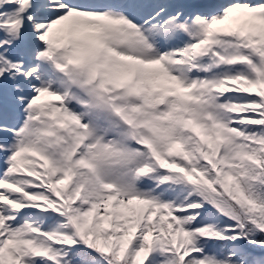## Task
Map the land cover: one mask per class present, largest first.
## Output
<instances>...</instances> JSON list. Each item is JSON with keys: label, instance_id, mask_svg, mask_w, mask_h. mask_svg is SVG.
Instances as JSON below:
<instances>
[{"label": "snow or ice", "instance_id": "1", "mask_svg": "<svg viewBox=\"0 0 264 264\" xmlns=\"http://www.w3.org/2000/svg\"><path fill=\"white\" fill-rule=\"evenodd\" d=\"M0 264H264V0H0Z\"/></svg>", "mask_w": 264, "mask_h": 264}]
</instances>
